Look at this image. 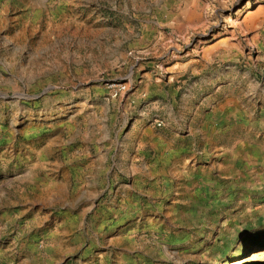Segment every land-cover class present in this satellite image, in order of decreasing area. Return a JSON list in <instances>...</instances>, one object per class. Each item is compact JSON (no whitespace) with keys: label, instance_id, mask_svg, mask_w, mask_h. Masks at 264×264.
Listing matches in <instances>:
<instances>
[{"label":"rangeland","instance_id":"374dc122","mask_svg":"<svg viewBox=\"0 0 264 264\" xmlns=\"http://www.w3.org/2000/svg\"><path fill=\"white\" fill-rule=\"evenodd\" d=\"M0 264H264V0H0Z\"/></svg>","mask_w":264,"mask_h":264},{"label":"crops","instance_id":"0c3cea01","mask_svg":"<svg viewBox=\"0 0 264 264\" xmlns=\"http://www.w3.org/2000/svg\"><path fill=\"white\" fill-rule=\"evenodd\" d=\"M70 140V143L72 142V140L71 139H69ZM68 154H70V152H68ZM102 154L99 152V153H94V154H91V156H89V153H88V159L87 158H85V159H82V161H80V162H84V164L85 163H87V165L86 166H88V167H90L92 164H93V166H98L101 162H103V163H105L106 161H107V163H109V158H112V156L113 155H109V156H107V158H103L102 156H101ZM83 157H86V156H83ZM74 158V160L76 159L75 158V156L73 157ZM111 162H112V165H114V160H110ZM87 185H90L91 183V181H88L87 180ZM78 185V183L77 184H74V186H77Z\"/></svg>","mask_w":264,"mask_h":264},{"label":"water","instance_id":"95a60500","mask_svg":"<svg viewBox=\"0 0 264 264\" xmlns=\"http://www.w3.org/2000/svg\"><path fill=\"white\" fill-rule=\"evenodd\" d=\"M201 21H202L201 17L198 16L197 18H195L194 20H191V22H188L187 24L190 29H193L196 26L200 25Z\"/></svg>","mask_w":264,"mask_h":264},{"label":"built area","instance_id":"2783aa9c","mask_svg":"<svg viewBox=\"0 0 264 264\" xmlns=\"http://www.w3.org/2000/svg\"><path fill=\"white\" fill-rule=\"evenodd\" d=\"M113 95H114V97H115V96H116V92H114V94H113ZM157 126H158V127H160V126H161V124L158 122V123H157Z\"/></svg>","mask_w":264,"mask_h":264},{"label":"bare ground","instance_id":"6f19581e","mask_svg":"<svg viewBox=\"0 0 264 264\" xmlns=\"http://www.w3.org/2000/svg\"><path fill=\"white\" fill-rule=\"evenodd\" d=\"M192 15V12H188L187 16L190 17ZM253 258V257H252ZM259 258V257H258Z\"/></svg>","mask_w":264,"mask_h":264}]
</instances>
